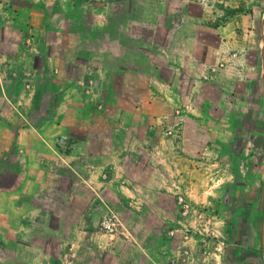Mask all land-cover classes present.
I'll return each mask as SVG.
<instances>
[{
  "label": "crops",
  "instance_id": "1",
  "mask_svg": "<svg viewBox=\"0 0 264 264\" xmlns=\"http://www.w3.org/2000/svg\"><path fill=\"white\" fill-rule=\"evenodd\" d=\"M180 2L30 0L28 8L11 10L0 4V264H166L174 256L160 225L141 223L134 213L124 243L100 232L98 222L117 200L139 194L133 185L163 184L182 170L179 120L197 113L179 112L174 74L189 68L180 62L178 33H166L161 19L170 8L175 25ZM136 7L145 11L137 20L146 30L135 37L147 41L140 50L145 65L123 56L131 48L111 47L133 38L127 15ZM54 9L86 13L95 39L106 40L82 54L83 65L68 63L73 49L63 48L64 33L58 48L46 50ZM113 23L123 24L124 35L104 37ZM262 224L258 239L255 230L244 245L230 244L222 263L264 264Z\"/></svg>",
  "mask_w": 264,
  "mask_h": 264
},
{
  "label": "rangeland",
  "instance_id": "2",
  "mask_svg": "<svg viewBox=\"0 0 264 264\" xmlns=\"http://www.w3.org/2000/svg\"><path fill=\"white\" fill-rule=\"evenodd\" d=\"M29 2L0 0L10 10L13 4L28 8ZM163 11V29L178 33L180 62L189 68L188 73L174 74L183 101L179 112L197 113L195 120H179L182 170L163 184L133 185L139 194L111 205L98 229L124 243L131 236L127 215L134 213L141 223L160 225L161 236L174 245L176 253L166 264H224L230 244L244 245L255 230L258 239L262 220L264 227V0H181L175 25L169 22L170 8ZM143 13L139 7L128 12L133 38L110 45L116 52L131 48L123 56L140 65L146 64L140 50L147 41L135 37L146 30L137 20ZM86 16L54 9L46 50L58 48L56 37L64 33L63 48L73 49L66 52L68 63L83 65L82 54L94 43L106 42L95 39L84 24ZM103 34L123 36V24H110ZM155 47L153 43L145 49ZM74 48L79 52L73 56ZM77 73L73 68L70 74ZM106 178L102 173L101 179ZM159 192L170 197H158ZM106 216H112L110 232L100 225Z\"/></svg>",
  "mask_w": 264,
  "mask_h": 264
},
{
  "label": "built area",
  "instance_id": "3",
  "mask_svg": "<svg viewBox=\"0 0 264 264\" xmlns=\"http://www.w3.org/2000/svg\"><path fill=\"white\" fill-rule=\"evenodd\" d=\"M103 178H105V175H102ZM178 203L181 204V206H183L185 204L184 200L181 197L177 198ZM101 228L106 231V232H110L113 230V221H112V216H106L102 219L101 221Z\"/></svg>",
  "mask_w": 264,
  "mask_h": 264
}]
</instances>
